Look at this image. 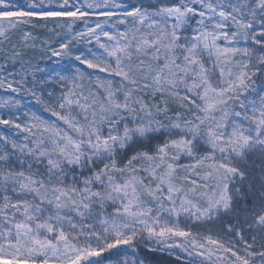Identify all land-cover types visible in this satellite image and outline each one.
Here are the masks:
<instances>
[{"label": "snow or ice", "instance_id": "1", "mask_svg": "<svg viewBox=\"0 0 264 264\" xmlns=\"http://www.w3.org/2000/svg\"><path fill=\"white\" fill-rule=\"evenodd\" d=\"M0 92V264H264V0H0Z\"/></svg>", "mask_w": 264, "mask_h": 264}, {"label": "rangeland", "instance_id": "2", "mask_svg": "<svg viewBox=\"0 0 264 264\" xmlns=\"http://www.w3.org/2000/svg\"><path fill=\"white\" fill-rule=\"evenodd\" d=\"M0 96H3L2 92H0ZM2 127L3 126H0V128ZM144 251L143 249L141 250L142 256ZM147 264H174V258L164 253H150L148 254Z\"/></svg>", "mask_w": 264, "mask_h": 264}]
</instances>
